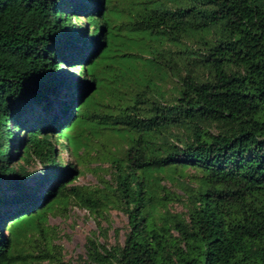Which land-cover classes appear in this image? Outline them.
I'll return each mask as SVG.
<instances>
[{
    "label": "trees",
    "instance_id": "16d2710c",
    "mask_svg": "<svg viewBox=\"0 0 264 264\" xmlns=\"http://www.w3.org/2000/svg\"><path fill=\"white\" fill-rule=\"evenodd\" d=\"M111 1L0 0V264H71L47 220L69 204L129 228L122 244L88 237L75 264H264V0H145L118 26L146 54L110 44L107 12L128 14ZM113 57L144 69L115 74L103 103ZM105 134L123 142L107 150ZM96 144L110 180L72 184L61 151L80 164Z\"/></svg>",
    "mask_w": 264,
    "mask_h": 264
},
{
    "label": "rangeland",
    "instance_id": "374dc122",
    "mask_svg": "<svg viewBox=\"0 0 264 264\" xmlns=\"http://www.w3.org/2000/svg\"><path fill=\"white\" fill-rule=\"evenodd\" d=\"M145 0H128V3L118 2L112 0L109 4L115 5L117 9H124L128 14L122 12H113V10L107 12L106 19H109L111 25V37L110 44L113 48L125 51L133 50L136 52H143L146 54V48L144 42H136L131 39H135L137 36L135 33L130 32L124 28L118 26L119 22L131 20L129 12L134 14L139 11V8L143 6ZM77 23L85 22L84 19L73 20ZM104 19H98V26ZM140 43V44H139ZM147 45V43H145ZM104 65H109V68L102 67L98 69V75L100 76V89L95 94L97 100L107 103L108 101H115L116 99L111 92H115L116 88L120 85L113 83L114 75L123 73L132 76L134 79L132 82H136L141 76V72L144 69L143 63L140 60H136L132 57H113L104 61ZM131 73V74H130ZM69 75H66L68 78ZM133 83L132 88H135ZM103 143L107 145V150L114 151L116 145H120L123 139L120 135L105 134L103 137ZM97 150H91L87 156L81 160L78 164L76 156L67 150H62L60 157L63 163H72L81 173L72 184L86 185L90 187L102 185V181L110 180V162L105 157V151L100 147V144H96ZM100 152H99V151ZM104 153V154H103ZM24 164V162L22 161ZM27 170H38L39 165L31 160L29 163L24 164ZM185 173L192 175L194 170L188 169ZM184 180L191 185H196V180L186 177ZM161 185L166 187V190L171 193L172 201L168 203V209L171 212L186 211V201L183 197L182 188L175 180L165 178L161 181ZM182 198V201L179 200ZM48 224L53 232V244L61 247V255L65 263L75 264L80 257L85 256L84 243L88 237H95L100 242H106L107 244H115L118 242L122 244L129 228L126 215L117 209H110L104 212L102 215L92 214L88 210L80 208L74 204H69L64 209H56L48 214ZM45 264V262H43Z\"/></svg>",
    "mask_w": 264,
    "mask_h": 264
}]
</instances>
